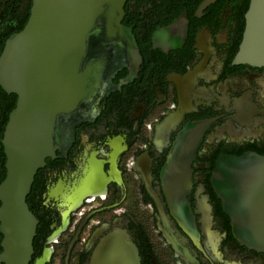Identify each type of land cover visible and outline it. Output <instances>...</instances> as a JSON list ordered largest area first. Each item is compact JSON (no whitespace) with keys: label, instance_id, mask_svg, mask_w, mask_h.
<instances>
[{"label":"flooded vegetation","instance_id":"1","mask_svg":"<svg viewBox=\"0 0 264 264\" xmlns=\"http://www.w3.org/2000/svg\"><path fill=\"white\" fill-rule=\"evenodd\" d=\"M250 4L125 1L122 23L133 30L143 62L138 77L109 92L95 119L77 126L68 152L58 150L38 171L29 205L50 221L40 258L49 261L59 251L64 264H90L97 243L111 230L128 229L135 241L133 222L148 235L144 247L138 246L142 264H264V252L235 238L211 183L213 158L264 150V66L234 64ZM26 6L27 0H0V28L16 23ZM178 21L188 28L186 38L178 32L160 35ZM109 64L104 78L116 85L131 72L118 63L112 72ZM187 130L198 144L188 196L195 219L189 223L173 213L162 177ZM131 204L149 211L150 229ZM0 237L1 254V230Z\"/></svg>","mask_w":264,"mask_h":264},{"label":"water","instance_id":"2","mask_svg":"<svg viewBox=\"0 0 264 264\" xmlns=\"http://www.w3.org/2000/svg\"><path fill=\"white\" fill-rule=\"evenodd\" d=\"M125 1L33 0L24 29L6 41L0 85L18 99L2 139L7 175L0 184L4 235L0 264L31 263L39 219L27 198L46 159L56 157L58 150L65 155L77 126L95 119L110 91L138 77L143 58L133 30L122 23ZM180 25L178 21L160 35L178 32L184 39L188 28ZM109 61L112 72L118 64L131 69L118 85L104 78ZM244 63L264 66V0H251L234 59V64ZM191 134L189 130L180 134L162 172L173 213L186 223L195 219L188 196L198 144ZM211 183L238 242L264 252V154H221ZM148 190L156 198L150 183ZM90 264H142V260L129 230L117 227L97 243Z\"/></svg>","mask_w":264,"mask_h":264},{"label":"trees","instance_id":"3","mask_svg":"<svg viewBox=\"0 0 264 264\" xmlns=\"http://www.w3.org/2000/svg\"><path fill=\"white\" fill-rule=\"evenodd\" d=\"M33 0H27V6L24 13L20 16L19 20L16 23H9L6 26L0 28V56L4 50L5 44L7 39L14 33L19 32L24 29L25 25L27 24L32 8ZM3 28V29H2ZM18 96L15 93H8L1 85H0V184L6 178L7 175V168H6V161L7 156L5 153L4 145L2 143V139L4 137V132L6 129V125L9 120L10 113L16 107ZM261 154H264V150L258 151ZM243 152H237L234 154H242ZM216 158L212 159V168L216 166ZM36 179L32 186V190L28 195L27 201L31 203V196L35 193L36 190ZM32 211H34L30 205ZM35 213V211H34ZM36 214V213H35ZM38 219L40 220V224L37 229V235L34 239V254L30 264H36V261L39 257L42 256L44 251L45 243H46V236L47 231L49 229L50 221L44 217L38 215ZM131 228L135 234V241L138 246L144 247L148 239L147 232L143 225L137 226L133 222H131ZM1 238V237H0ZM87 254L84 255L83 259H86Z\"/></svg>","mask_w":264,"mask_h":264},{"label":"rangeland","instance_id":"4","mask_svg":"<svg viewBox=\"0 0 264 264\" xmlns=\"http://www.w3.org/2000/svg\"><path fill=\"white\" fill-rule=\"evenodd\" d=\"M125 207H128V205H125ZM129 208L132 209L133 211L137 212V214L139 215V217L141 218V221L144 222L146 224V226L148 227V229H150L149 226V219H148V213L149 211H147L145 208V206L140 205L139 206H135L133 204L129 205ZM77 218V216H76ZM48 235V233H47ZM88 236V231H86V233H84L83 235V240L86 239ZM45 246H47V244L45 243ZM63 253L56 251V253H54L52 259L47 262L46 264H64V260H63Z\"/></svg>","mask_w":264,"mask_h":264},{"label":"bare ground","instance_id":"5","mask_svg":"<svg viewBox=\"0 0 264 264\" xmlns=\"http://www.w3.org/2000/svg\"><path fill=\"white\" fill-rule=\"evenodd\" d=\"M52 248V251H53V247H51ZM44 253H45V251H44ZM43 253V254H44ZM53 253V252H52ZM51 257H52V255H51ZM51 257H50V259H49V261L51 260ZM40 258V257H39ZM48 261V259L46 258V257H42V258H40V259H38V262H37V264H46L47 262H49Z\"/></svg>","mask_w":264,"mask_h":264}]
</instances>
